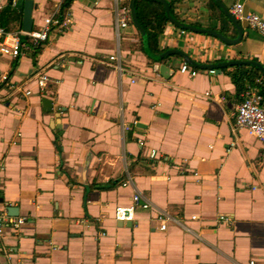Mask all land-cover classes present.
<instances>
[{
  "label": "crops",
  "instance_id": "0c3cea01",
  "mask_svg": "<svg viewBox=\"0 0 264 264\" xmlns=\"http://www.w3.org/2000/svg\"><path fill=\"white\" fill-rule=\"evenodd\" d=\"M31 1L37 30L63 0ZM220 2L229 13L240 3L264 22V0ZM113 9L110 0H74L72 31L21 48L17 59L0 57V77L8 76L0 94L18 86L31 93L0 102V212L14 208L24 220L17 230H3L0 264H264V144L243 131L236 141L230 135L242 94L234 85L237 67L195 70L190 77L171 57L164 64L173 75L165 81L137 48L131 25L117 39ZM171 10L192 26L217 32L222 26L207 0H183ZM239 25L240 44L227 47L168 24L156 49L178 50L201 65L264 66V40ZM0 27L4 34L22 31V15L6 5ZM117 52L134 76L119 77L98 64ZM37 74L48 79L43 89ZM44 99L52 103L50 113ZM114 147L122 156L108 164ZM134 195L150 207L118 227L115 210ZM159 214L189 232L173 223L160 232ZM219 215L234 226L218 224ZM99 231L105 236L95 242Z\"/></svg>",
  "mask_w": 264,
  "mask_h": 264
},
{
  "label": "built area",
  "instance_id": "2783aa9c",
  "mask_svg": "<svg viewBox=\"0 0 264 264\" xmlns=\"http://www.w3.org/2000/svg\"><path fill=\"white\" fill-rule=\"evenodd\" d=\"M89 1V0H84ZM102 0H93L94 4L100 3ZM113 5V16H114V29L119 39L120 31L126 29L130 24V17L128 12V0H110ZM10 5L12 8L15 6L14 0H0V12L6 6ZM230 14L237 23H241L247 26L251 31L256 32L264 40V22L262 19L248 12L244 9L243 5L240 3H234L230 9ZM74 28V23L67 12L63 17L59 16L58 11L53 15L48 16L42 20L41 26L37 30H31L30 33H24L22 31L4 34L1 31L0 27V57H10L12 59H17L20 56V49H35L40 47L42 44H45L49 41L50 35L53 32L55 33H67L72 31ZM184 34V32H180ZM21 38H24V42L21 41ZM118 46V50H119ZM98 64L102 66H107L112 68L119 77H132L133 73L123 68L120 65L119 53L116 55H111L103 60H99ZM180 74H188L190 77H194L197 73L195 70H191L185 64L179 69ZM35 80L40 88L43 89V86L48 82V79L43 74L35 75ZM137 79L135 77L130 81L131 84L136 83ZM143 82L146 79H142ZM1 83L8 82V76L2 75L0 77ZM254 87L248 86L246 90L241 94L240 101L235 107L234 114L232 115V124L230 126V135L236 141L237 134L240 131H243L248 137L258 140L264 144V92L260 88V81L255 82ZM31 95L29 91H25L21 87H11L10 91L6 95L0 94V102H6L9 98H27ZM25 118V112L22 113ZM30 125L37 126L38 122L29 121ZM135 122L133 126H135ZM126 130V129H125ZM19 139V135L15 137V140ZM235 143H232L230 147L232 148ZM122 156V151L120 148L114 147L108 150L105 158L107 159L108 164H113ZM4 170L3 167H0V173ZM106 183L104 180H98L97 185ZM150 205L144 201L139 195H134L131 198L130 205L127 207H120L115 210V220L120 223L129 222L132 220L133 214L137 210L146 211ZM194 220V218L192 219ZM156 223L159 225V231L164 232L167 228L168 223L176 224L178 227L182 228L186 232H189V229L183 225L179 220H174L172 217H169L165 214H159L156 219ZM216 222L218 224L226 225L229 227L234 226V222L224 216H217ZM24 220L9 217L5 210L0 212V236L3 233V230L13 229L17 230L21 225H23ZM105 233L99 231L93 238L97 242L100 238L104 237ZM253 264V263H249Z\"/></svg>",
  "mask_w": 264,
  "mask_h": 264
},
{
  "label": "water",
  "instance_id": "95a60500",
  "mask_svg": "<svg viewBox=\"0 0 264 264\" xmlns=\"http://www.w3.org/2000/svg\"><path fill=\"white\" fill-rule=\"evenodd\" d=\"M15 6L13 9H16L18 13L22 15V32L24 33H30L32 30V18L31 14L34 9V4L31 0H14ZM138 1H146L150 3L159 4L164 12L165 19L169 25H171L173 28L177 29L179 32L204 36L208 38H212L219 43H221L224 46L227 47H236L240 44L242 39V28L241 26L234 20V18L231 16V14L228 12V10L222 5L220 0H210L212 1L219 9L221 14L227 19V21L232 25L234 31H235V39H229L218 33L217 31H212L208 29L199 28L196 26H192L190 24L184 23L182 21L177 20L171 13L170 5L166 0H129L128 1V12L130 17V24L135 29V31L138 33L140 40H141V50L143 55L147 60L154 63L155 65H158L157 67V73L160 78H162L165 81H168L171 76L173 75V71L170 70L164 62L171 57H177L179 58L186 66H188L191 69L197 70V71H216V70H222L226 68H233V67H248L256 72H258L264 79V66L253 62V61H234V62H228V63H218V64H209V65H201L194 60L190 59L186 54L178 51V50H168L162 54L159 55H153L149 49L148 46V38L143 30V28L140 26L137 15L135 11V4ZM42 105L45 108L47 113H50L52 110V103L48 100H42ZM7 214L9 217L16 218L18 217L17 210L14 208H9L7 210ZM125 226H127L125 224ZM118 227H122V223L118 224Z\"/></svg>",
  "mask_w": 264,
  "mask_h": 264
},
{
  "label": "trees",
  "instance_id": "16d2710c",
  "mask_svg": "<svg viewBox=\"0 0 264 264\" xmlns=\"http://www.w3.org/2000/svg\"><path fill=\"white\" fill-rule=\"evenodd\" d=\"M74 0H63L60 8L58 10L59 16L63 17L69 10L71 4ZM129 1V0H128ZM171 7L175 3H180L183 0H166ZM207 6L212 13L213 17L217 18L221 21L222 26L220 27L218 33L223 35L226 38L233 39L235 37L234 29L232 25L227 21V19L221 14L218 7L210 0H207ZM135 11L137 15V20L140 24V26L145 31L147 38H148V46L153 55H159L158 51L156 49L157 42L160 36L164 32V28L168 25L164 12L162 7L159 4L150 3L146 1H138L135 4ZM172 15L173 11L171 10ZM176 19L177 17L174 16ZM178 20V19H177ZM229 31H232L233 33L230 34ZM136 38L138 39L137 48L141 50V40L139 35L136 33ZM150 64H153L150 62ZM246 68L244 67H237L235 70L238 73L236 76H234V85L236 88V93H243L244 90V83L247 82L248 86L254 87L256 81H260V88L264 92V79L263 77L256 71H253L251 74L245 73ZM264 96V94H263ZM263 105H264V99H263ZM68 176V175H67Z\"/></svg>",
  "mask_w": 264,
  "mask_h": 264
}]
</instances>
